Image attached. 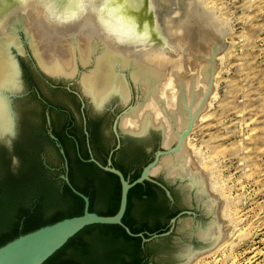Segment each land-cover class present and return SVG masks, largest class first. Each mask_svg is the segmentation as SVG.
Returning <instances> with one entry per match:
<instances>
[{
	"label": "water",
	"instance_id": "1",
	"mask_svg": "<svg viewBox=\"0 0 264 264\" xmlns=\"http://www.w3.org/2000/svg\"><path fill=\"white\" fill-rule=\"evenodd\" d=\"M37 1L21 0L0 33V176L7 177L5 170L10 163L14 169L11 171L16 173L19 158L15 154L22 148L38 152L51 179L55 173L51 168L59 167L61 153L64 173L60 178L84 205L81 215L40 226L0 246V264H42L85 226L123 225L128 191L143 181L157 185L169 200L160 212V220L164 213L178 211L166 231L148 237L133 234L144 243L146 264H191L222 242L230 228L222 226L226 223L220 218L223 200L208 190V172L198 167L199 159L186 146V136L206 108L213 88L218 67L215 55L228 47L225 31L211 21L197 0H75V9H68V13L48 11ZM141 4L145 6L143 21H128L127 11L139 9ZM174 11L177 15L172 16ZM148 15L152 26L146 23ZM20 33L42 71L66 78L79 71L80 88L96 110L102 111L106 102L119 99L121 106L112 100L106 105L111 110L105 114L96 115L90 103L87 107L92 120L100 124L104 147L113 142L109 126L117 114L112 123L117 142L106 165L89 158L118 178L120 198L114 215L89 211L88 197L70 184L65 153L62 148L59 153L45 134L47 108L31 89L36 86L52 105L50 116L55 131L71 116L75 132L80 134L77 99L46 87L32 74L25 80V91H30L15 101L23 88L17 60L24 53ZM151 33L163 43L153 41ZM83 106L81 99V110ZM49 136L55 139L50 132ZM123 136L128 138H124L117 160L125 168L148 162L132 181L113 167L110 159L111 153L120 148ZM64 140L73 156L72 141ZM51 184L60 189L59 182ZM4 203L1 199L0 206ZM53 212L49 209L46 213L50 216ZM125 230L131 234L127 227Z\"/></svg>",
	"mask_w": 264,
	"mask_h": 264
},
{
	"label": "rangeland",
	"instance_id": "2",
	"mask_svg": "<svg viewBox=\"0 0 264 264\" xmlns=\"http://www.w3.org/2000/svg\"><path fill=\"white\" fill-rule=\"evenodd\" d=\"M221 3L217 12L203 9L229 19L228 36L236 51L222 60L215 55L220 61L213 85L217 96L207 106L206 120H197L186 146L201 149L204 160L196 161L198 167L208 172V183L210 171L221 182L217 180V193L210 183L208 190L221 200L231 196V212L238 219L232 250L211 264H264V0ZM220 218L226 222L222 226H229L221 211Z\"/></svg>",
	"mask_w": 264,
	"mask_h": 264
},
{
	"label": "trees",
	"instance_id": "3",
	"mask_svg": "<svg viewBox=\"0 0 264 264\" xmlns=\"http://www.w3.org/2000/svg\"><path fill=\"white\" fill-rule=\"evenodd\" d=\"M49 140L54 143L52 139ZM64 149L68 161L69 182L78 192L88 197L89 211L99 215H114L120 198L118 178L89 161L88 155L71 156L66 148ZM18 155L21 159L20 169L12 173L7 168V177L0 176V201L5 199L3 206H0V213L3 212L1 215L5 219L2 222L0 218V246L40 226L81 215L83 212L82 198L60 178L64 173L61 154L60 169L53 170L55 173L51 179L46 173L49 169L42 163L38 152L20 148ZM106 159L104 157L101 163L105 165ZM147 163H139L138 169H125L118 161H113L112 166L120 170L127 180L132 181ZM93 181L100 185V194L110 193L113 198L106 203L92 202V191L89 187ZM52 182H59L60 189L53 188ZM156 195L157 199L154 198ZM100 204L104 205L103 209L97 208ZM167 204L169 200L163 190L154 183L143 181L136 184L128 191L127 206L122 217L124 226H85L42 264H146L144 243L141 237L133 234L142 233L144 237H148L166 231L169 228V220L178 213H164L163 220H160V212L166 209ZM49 209L54 211L50 216L46 213ZM125 227L131 234L126 232Z\"/></svg>",
	"mask_w": 264,
	"mask_h": 264
},
{
	"label": "flooded vegetation",
	"instance_id": "4",
	"mask_svg": "<svg viewBox=\"0 0 264 264\" xmlns=\"http://www.w3.org/2000/svg\"><path fill=\"white\" fill-rule=\"evenodd\" d=\"M33 1H35V0H33ZM115 1H119V0H114V2ZM20 2H21V0H0V33L5 31L7 18L13 14L15 6H17L18 3H20ZM37 2H39L41 4L40 6L46 8L48 11L50 9L54 10L55 12H61V11L67 10V13H68L69 12L68 9H70V12L73 9H75V0H38ZM118 3H120V2H118ZM24 6H26V5H24ZM143 6L144 5L141 4L139 9L130 8L127 11V17L128 18H126V19L130 22L133 21V22L140 24L143 21L142 17H143V14L145 13ZM9 12H11V13H9ZM149 17H150L149 15L146 16V23H148L149 26H152V24L149 20ZM44 18L46 20V16ZM68 18H70V20H71V15H69ZM126 19L125 20L122 19L121 21L125 23V22H127ZM74 22H75V20H74ZM74 22H71V23H74ZM68 24H70V23H68ZM151 34H152L151 38L153 41H155L156 43H163V40H160V38L158 36L156 37V35L154 33H151ZM20 38H21V41H22V44L24 47V50H23L24 53L22 56H17V60H18V64L20 67V71H21V79H22L23 88H22L20 95L15 99V101L19 97H23L26 93H28V91H30V89H28V91H25L26 90L25 80H26V77H30V76H32V74L38 76L39 79L41 80V82L46 87H48L54 91H58V90L59 91L60 90L65 91L68 94H70L72 97L77 99V101L79 103V116H80V127H81L80 128V131H81L80 134H77L75 132L76 124H75L74 118L71 116L69 117L67 123L64 124V126H62L59 131H55L53 124H52V121H51L52 119L50 116V108L52 107V105L46 101V99L42 96V93L40 92V90L36 86H33L31 89L35 93L37 99L40 102H42L43 105L47 108V110L45 112V125H46L45 134L50 139H52V138L49 136V132L55 137V139H52L54 141V144H55V149L60 153V148H62L64 153H65L64 148H66L67 152L70 154L67 147L65 146L64 138H67V139H70L72 141V144H73L72 154L73 155L86 154L89 157L92 156L94 159H96L98 162L101 163L104 160V157H106V158L109 157L110 151L114 148V146L117 142L115 135L112 131V123H113V120L117 114H115L113 116L112 121H111L110 126H109V131L113 136V142L109 145V147H104L103 142H102V132H101L100 124L97 122H94L92 120L93 118L88 114V111H87L88 103H90L92 105L93 111L95 112L96 115H101V114L107 113L108 110L109 111L111 110L106 105L108 102H110L112 100H114L115 102H117V104L119 106H121L119 99L114 98V99L106 102V104L104 105V109L102 111L96 110L94 105L92 104V102L88 98V96L85 95L80 88L79 81H78L79 71L72 78L55 77L53 75L47 74L46 72L42 71L36 65L32 55H31L30 48L27 45V43L24 39V35L22 33H20ZM151 47H154V46L152 45ZM154 48H156V47H154ZM76 84L78 85V87L76 86ZM131 94H132V91H131ZM80 97L84 103L82 110H81V99H80ZM47 117H48V120H47ZM126 137L127 136H123L120 138V148L114 150L111 153V155H110L111 163H113V161H118L116 156L119 152H121L123 150V145H124L123 140ZM15 156H17L19 158V163H18V165L15 166V171L17 172L18 169H20V167H21V159H20L19 155L15 154ZM106 162H107V159H106ZM102 165H104V164H102ZM9 169L12 171L14 170L12 168L11 163H10ZM51 169L58 171L60 168L56 167V168H51ZM125 169H128V168H125ZM130 169H138V165L137 166L134 165ZM99 186L100 185H98L96 181H93L91 183V185L89 187L92 191L91 201L92 202H100V203H106V202L110 201V199H112L113 196H111L110 193L103 194V195L100 194L99 193V190H100Z\"/></svg>",
	"mask_w": 264,
	"mask_h": 264
},
{
	"label": "bare ground",
	"instance_id": "5",
	"mask_svg": "<svg viewBox=\"0 0 264 264\" xmlns=\"http://www.w3.org/2000/svg\"><path fill=\"white\" fill-rule=\"evenodd\" d=\"M197 1H198L199 5L201 6L202 9H203V5H204L207 8L209 7L208 9H212V10L215 9V11H216V10H218V8H221V6H222L221 0H197ZM203 11L211 19V21L215 25H217L219 28H221L222 30H224L225 33H226L224 35V40L228 42V47L226 49H224L221 53L217 54V59L218 60H222L223 58L227 57L228 55H230L231 53H234L236 51V45H235L236 42L235 43H231V40L229 39V36H228V33H230V29H228V27H227V26H229V19L226 20L227 19L226 18L225 20H222L219 17L220 16L219 12H218V14H219V16H218L217 13H214L211 10H205V9H203ZM215 14L218 16V18H219L218 20H217V16ZM219 67H220V64L217 67L216 71L214 72V75H213V85H214V81H216L217 78L220 76V68ZM216 93L217 92H216L215 88L213 87L212 90H211V92L209 93L207 99H206V108L197 117L198 122L199 121L206 120V118L209 116V109H208L207 106H209L211 104V101L217 96ZM197 120H196V122H197ZM196 122H195V124L193 125V127L190 129V131L188 132V134L186 136V141H187L186 142V145H187V143L189 145V136H190V134L192 132H194L195 129H197V126H196L197 123ZM191 145L192 144H190V146ZM191 149L193 150V152H196L198 154L196 156H199L200 155L202 157V158H199L198 162L200 164L201 163L203 164V160H204L203 156H204V154L202 153L201 149L200 148H197V146H195L194 144L191 146ZM211 170H213V169H211ZM210 172L211 173L209 174V176H210V178L212 180L210 179L209 180V183L210 184L209 183L208 184L210 185V189L214 190L215 193H217L218 191H220L219 187H220L221 184H219L220 181L218 179L217 180L219 182L213 177V175H216V174H213L212 171H210ZM230 197H226L223 200V203L221 205V210H220L222 216H225L227 218L228 225L230 226V228L228 229V232H227V237L222 242H220L215 248H213L211 251H209L208 253H206V254H204V255L199 256L198 258H196L191 264H211V262H214L216 259H218L220 255H225L227 253H230V251L232 250V244H233L232 241H234L233 240L234 239L233 237H234L235 232H236V228H237L236 226H237V223H238V221H237L238 219L236 220V217H237L236 214L234 215V213L231 212L232 210H231V204H230V202L233 199L229 200Z\"/></svg>",
	"mask_w": 264,
	"mask_h": 264
},
{
	"label": "snow or ice",
	"instance_id": "6",
	"mask_svg": "<svg viewBox=\"0 0 264 264\" xmlns=\"http://www.w3.org/2000/svg\"><path fill=\"white\" fill-rule=\"evenodd\" d=\"M84 2V0H81V3H83Z\"/></svg>",
	"mask_w": 264,
	"mask_h": 264
}]
</instances>
